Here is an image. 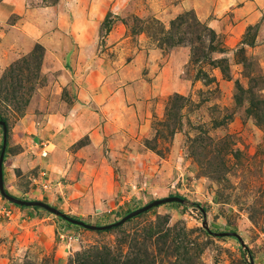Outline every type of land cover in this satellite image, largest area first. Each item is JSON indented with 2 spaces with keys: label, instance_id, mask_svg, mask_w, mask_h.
Masks as SVG:
<instances>
[{
  "label": "rangeland",
  "instance_id": "rangeland-1",
  "mask_svg": "<svg viewBox=\"0 0 264 264\" xmlns=\"http://www.w3.org/2000/svg\"><path fill=\"white\" fill-rule=\"evenodd\" d=\"M14 1L0 264H264V0Z\"/></svg>",
  "mask_w": 264,
  "mask_h": 264
},
{
  "label": "water",
  "instance_id": "water-1",
  "mask_svg": "<svg viewBox=\"0 0 264 264\" xmlns=\"http://www.w3.org/2000/svg\"><path fill=\"white\" fill-rule=\"evenodd\" d=\"M5 149H6V141H5L4 146H3V150H2V154H1V162H0V186H1L2 189H3V169H2V162H3V158H4ZM6 197H7V199L9 201H11V202H13V203H15L17 205L27 206V207H33V206L41 207V208H44L47 211L55 214L56 216H60V217L64 218L66 221H68V222H70L72 224L79 225L81 227L89 228V229H106V228H110L112 226H115V225L121 224L122 222L127 221L129 218L134 217L137 213H139L141 211L144 212L146 210L151 209L154 206H158V205L163 204V203L174 202V201L181 202V203H184L185 202L184 199H182L180 197H177V196H170V197H166V198H163V199H157V200L149 203L146 207H144V208H142L140 210L133 211V212L129 213L127 216H125L121 221H119L117 223H113V224H109V225H106V226L98 227V226H95V225L87 224L84 221H81L79 219H75V218L69 217L68 215H66L65 213H63L62 211H60L59 209H57L55 207H52L51 205H48V204L43 203V202H38V201H24V200L16 199L14 197L7 196V195H6Z\"/></svg>",
  "mask_w": 264,
  "mask_h": 264
},
{
  "label": "crops",
  "instance_id": "crops-1",
  "mask_svg": "<svg viewBox=\"0 0 264 264\" xmlns=\"http://www.w3.org/2000/svg\"><path fill=\"white\" fill-rule=\"evenodd\" d=\"M22 2H24L23 0H16V1H14V3H15V6H14V8H12V10H11V14H13V13H20L19 11H21V8H20V6L22 5ZM7 7L6 6H4V5H2V3L0 4V9H2V11L4 10V9H6ZM9 14V13H8ZM89 105L90 104H88V103H86V106H82V108L84 107V109H86V112H87V114L90 112V108H89ZM109 107V105H107L105 108H108ZM109 110H111V108H109ZM85 111V110H84ZM121 118H119L118 120H120ZM117 119H115V122L114 123H116L117 124V126H118V128L119 129H122L121 128V124H122V122H124L125 120L124 119H121L120 121H121V123L119 122V123H117V121H118ZM106 122H107V120H106ZM109 124H113L112 122H109ZM129 137V136H128ZM130 138V137H129ZM129 142H130V139H129ZM130 150V149H129ZM131 152L132 153H134L133 154V156H134V158L135 159H138V158H147V154L148 153H146V152H142V151H139V150H137L136 148L135 149H133V150H131Z\"/></svg>",
  "mask_w": 264,
  "mask_h": 264
},
{
  "label": "trees",
  "instance_id": "trees-1",
  "mask_svg": "<svg viewBox=\"0 0 264 264\" xmlns=\"http://www.w3.org/2000/svg\"><path fill=\"white\" fill-rule=\"evenodd\" d=\"M109 18H107V20H106V22H105V25L107 26V31L109 32L110 31V26H111V24H109ZM172 196V195H171ZM64 222H66L68 225H70V226H74V227H79V228H81V226H79V225H74V224H72V223H70V222H68V221H66L64 218L62 219Z\"/></svg>",
  "mask_w": 264,
  "mask_h": 264
},
{
  "label": "built area",
  "instance_id": "built-area-1",
  "mask_svg": "<svg viewBox=\"0 0 264 264\" xmlns=\"http://www.w3.org/2000/svg\"><path fill=\"white\" fill-rule=\"evenodd\" d=\"M3 209H4V208H3ZM3 209H2V210H3ZM0 211H1V210H0ZM7 215H9V212H7ZM61 236H62V237H63V239H64V238H65V236H66V234H62Z\"/></svg>",
  "mask_w": 264,
  "mask_h": 264
}]
</instances>
